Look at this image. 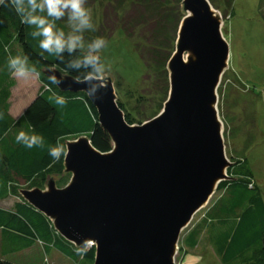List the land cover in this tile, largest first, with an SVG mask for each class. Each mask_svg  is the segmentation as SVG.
<instances>
[{"label": "water", "instance_id": "95a60500", "mask_svg": "<svg viewBox=\"0 0 264 264\" xmlns=\"http://www.w3.org/2000/svg\"><path fill=\"white\" fill-rule=\"evenodd\" d=\"M180 11L167 96L148 120L126 121L111 74L93 100L77 78L41 68L63 80L61 91L86 95L111 148L96 149L86 134L65 139L70 152L62 171L18 192L65 240L93 246L92 264H179L181 233L233 178L218 113L217 90L229 66L224 19L210 0H181ZM65 175L68 182L58 186Z\"/></svg>", "mask_w": 264, "mask_h": 264}, {"label": "trees", "instance_id": "16d2710c", "mask_svg": "<svg viewBox=\"0 0 264 264\" xmlns=\"http://www.w3.org/2000/svg\"><path fill=\"white\" fill-rule=\"evenodd\" d=\"M180 2L87 0L86 7L90 9L94 3H99L102 11L101 21L93 22L95 31L83 33L85 44L97 37L108 39L116 29H121L144 65L141 80L148 81L146 89L161 92L162 102L167 96L169 84L166 63L174 50L178 24L183 16ZM210 2L216 8L222 5L220 12L225 27V20L233 14L235 0ZM56 23L66 33L70 31L66 18ZM32 30L21 23L11 6H0V112L5 114L0 120V202L10 196L17 198L10 207L0 206V253L7 255L28 251L23 255L26 264H46L45 254L55 249L65 257L64 264L78 261L92 264L93 246L82 247L86 251L79 255L78 247L58 234L50 220L18 192L22 182L30 187H41L48 174L62 171L63 156L52 158L48 154V146L86 134L96 149L105 152L111 148L108 133L99 125L96 109L83 92L61 91L57 86L50 85L58 95L66 98L67 104L61 108L47 100L50 93L45 91V86L49 85V81L41 68L55 66L77 78L82 71L69 70L66 63L83 55V50L73 56L65 53L64 62H61L42 52L39 38L33 39L30 35ZM9 55H26L30 65L40 73V87L19 119L10 113L11 89L16 79L8 68ZM127 92L133 95L129 90ZM150 95L137 92L132 107L117 101L128 123L144 121L141 107L149 101ZM157 109L147 118L156 115L161 108ZM29 125L45 138L44 149H29L16 143V134L21 130L28 131ZM233 162L228 168V174L233 178L219 184L216 192H221V195L204 208L199 220L191 222L181 233L179 249L182 255L188 248L204 245L213 248L221 264H264V200L247 159L236 157ZM69 176H63L57 182L58 186H64ZM0 264L19 263L0 258Z\"/></svg>", "mask_w": 264, "mask_h": 264}, {"label": "rangeland", "instance_id": "374dc122", "mask_svg": "<svg viewBox=\"0 0 264 264\" xmlns=\"http://www.w3.org/2000/svg\"><path fill=\"white\" fill-rule=\"evenodd\" d=\"M216 9L222 10V5L219 4ZM90 10L93 22L101 21L102 8L99 3H94ZM263 15L264 0H235L233 14L227 17L225 27L222 29L229 46V66L222 76L217 93L218 113L223 124L222 135L226 155L231 161L236 157L247 159L264 200ZM105 40L107 46L100 52V56L102 61L109 66V74L115 78L114 86L118 100L132 107L135 102L133 97L137 92L147 96L151 93L149 101L141 107L143 115L145 114L144 120H148V114L153 113L156 108L162 107L161 92L157 89H154V92L146 89L148 81L141 80L144 74V65L131 41L126 38L121 29H116ZM34 77L27 80L15 77L16 84L12 88L10 99L12 116L16 117L18 113L23 112L33 99L35 90L40 83L38 78ZM128 90L131 91L132 96L127 92ZM19 186L20 188H30L24 182ZM220 195L221 192L217 191L207 206L209 207ZM16 200L17 198L10 196L0 202V206L10 207ZM205 209L198 211L191 222L199 220ZM179 242L181 244L182 239ZM27 253L28 251L7 255L0 253V258L26 264L27 261L23 259V255L25 256ZM44 258L47 260L46 264H64L65 262V257L55 249L45 254ZM175 260L179 264H221L213 248L204 245L188 248V251L182 255L179 249ZM70 263L81 264L79 261Z\"/></svg>", "mask_w": 264, "mask_h": 264}, {"label": "clouds", "instance_id": "9594fccd", "mask_svg": "<svg viewBox=\"0 0 264 264\" xmlns=\"http://www.w3.org/2000/svg\"><path fill=\"white\" fill-rule=\"evenodd\" d=\"M86 3L87 0H0V6H11L20 17L21 23L33 29L30 35L33 39L39 38V47L42 52L64 62L65 53L73 56L83 50V55L67 61L66 68L75 72L82 71L76 83L84 84L87 96L95 100L101 90L109 86L110 68L100 56V52L107 46V41L103 37H97L87 45L85 44L83 33L95 31L91 10L86 7ZM65 18L70 29L67 33L56 23ZM8 68L11 74L19 79L27 80L40 75L39 71L30 65L26 55H9ZM48 81L49 85L45 86V91L50 93L47 100L63 108L67 104L66 98L58 95L50 86L59 87L63 80L54 72H50ZM4 115L0 112V120L4 119ZM21 115L23 112L18 113L16 119H19ZM15 141L29 149L46 147L45 138L36 133L31 125L28 126V131H19ZM69 152L70 149L63 143L48 146V154L54 159L66 157ZM85 251L86 248L77 249L79 255H83Z\"/></svg>", "mask_w": 264, "mask_h": 264}, {"label": "crops", "instance_id": "0c3cea01", "mask_svg": "<svg viewBox=\"0 0 264 264\" xmlns=\"http://www.w3.org/2000/svg\"><path fill=\"white\" fill-rule=\"evenodd\" d=\"M34 78H35V77H34ZM37 78H38V77H37ZM39 87H40V83L38 84V86H37L35 92L38 90ZM11 95H12V89H11Z\"/></svg>", "mask_w": 264, "mask_h": 264}]
</instances>
